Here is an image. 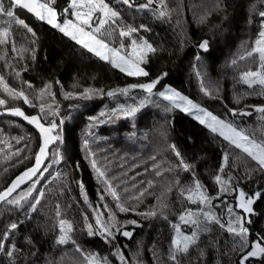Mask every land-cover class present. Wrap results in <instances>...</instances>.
<instances>
[{"label":"trees","instance_id":"16d2710c","mask_svg":"<svg viewBox=\"0 0 264 264\" xmlns=\"http://www.w3.org/2000/svg\"><path fill=\"white\" fill-rule=\"evenodd\" d=\"M108 1L120 16L115 30L108 27L111 35H105L104 39L113 46H120V27L140 29L131 38L123 39V43L127 45L132 39L143 38L157 49L148 54L147 62L142 65L149 73L148 77L127 76L25 9L17 8L16 14L33 29L35 37L21 25H0L10 28L7 42L0 44V77L9 88L24 91L36 104V107H30L22 98L10 96L0 85V99L6 101L0 109L20 108L27 115H39L37 97L48 85L52 95L45 99L58 107L57 114L47 119L56 122L60 137L49 149L44 164L48 166V172L44 173L46 179L39 175L33 179L39 182L38 191H33L32 196L39 197L40 191L44 193L36 209L30 207L35 202L32 197L20 206L0 205V238L12 223L18 225L8 240L9 247L15 244L19 249L15 264H87L76 252L77 245L84 253L106 257L109 264H120L114 255L116 248L125 254L128 264H137V261L139 264H159V261L172 264L167 260L174 235L172 223L179 222L178 217L186 208L199 207L189 204L180 190L196 179L209 196L220 195V200L212 201L220 207H212L211 211L225 223L229 215L222 201L234 205L240 190L253 195V213L246 217L251 223L245 226L249 228L250 240L257 234H264V173L248 169V164L252 169L256 165L246 153L158 95L165 86H170L221 120L244 130L250 137L264 139V115L253 107L264 106V87L257 84L249 88L241 80L243 72L249 68L255 70L257 65L251 58L240 59L257 39L261 19L258 13L264 11V0H165L169 10L166 18H160L154 12L156 4L140 10L129 8L122 0ZM69 2L56 0L58 11L62 12ZM138 2L146 4L147 0ZM141 25L149 30L141 29ZM204 40L209 42L207 51L198 48ZM22 49L27 51L22 52L23 59H20ZM197 71L202 76H198ZM158 77L162 79L151 94L139 88L131 89L127 95L119 92L130 84L148 83ZM202 79L205 84L212 85L210 91L214 90V95H204ZM25 81L30 82L31 87ZM85 89L99 91L85 99L81 95ZM109 91L116 94L108 96ZM69 93L72 95H66ZM130 107L139 110L133 116H112L115 110ZM229 109L251 114L233 116ZM97 120L103 122L95 123ZM40 143L37 131L22 120L0 117V191L32 166ZM173 145L191 165L190 171L185 172L179 167L180 159L172 151ZM17 149L21 150L20 154L14 155ZM225 153L228 154L227 161ZM55 159H59V163H53ZM93 159L108 179L113 180L121 202L134 211L119 212L116 202L92 169ZM157 170L161 175H156ZM248 172L251 174H246ZM218 174L228 183L227 193L219 192L220 186L215 181ZM229 175L233 177L230 183ZM148 181L153 182L149 194L140 200H132L148 188ZM30 187L31 181L13 196L18 198ZM233 187L236 192L231 191ZM257 192L262 195L256 197ZM102 193L103 202L100 199ZM161 193L166 196L164 215L138 214L159 208L157 197ZM104 204L115 213L118 224L124 225L128 220L137 222L139 227L125 226L133 232L131 238L117 233L116 239L106 243L100 235H89L87 225L96 226L94 210L98 209L107 220ZM57 205L60 218L73 225L71 239L63 245L57 244L60 235ZM234 214L245 215L239 209H234ZM184 232L190 234L191 228L185 226ZM238 247L225 229L212 223L208 231L200 235L197 245L190 247L180 260L182 264H238L239 252L234 250ZM0 264H12V261L0 253Z\"/></svg>","mask_w":264,"mask_h":264},{"label":"snow or ice","instance_id":"6c2138e0","mask_svg":"<svg viewBox=\"0 0 264 264\" xmlns=\"http://www.w3.org/2000/svg\"><path fill=\"white\" fill-rule=\"evenodd\" d=\"M122 3L129 8L138 7L140 10L149 9L154 4L157 5L154 12L158 13L160 18H166L169 15V10L167 8L165 0H147L146 4L135 5L134 0H122ZM22 8L27 10L29 13L33 14L38 20L45 22L50 25L53 29H57L63 35L69 37L81 48L86 49L88 52L93 53L96 57L101 60L107 61L113 65V67L119 68V70L130 77H148L149 73L141 65L147 62V57L149 53H154L157 49L153 47L146 39L141 38L139 41L132 39L131 51L128 52L123 43V39L131 38L134 33L138 32L140 29L134 27H120L119 36L121 38L120 47H112L104 39L105 35H111L108 32V27H112L113 30L117 27V20L119 19L120 13L115 11L109 6L105 0H70L68 6L63 9V11H58L56 6V0H0V25H11L17 24L21 25L27 29V32L31 33L35 37V32L31 27H29L23 19H20L16 14V9ZM99 14V15H98ZM260 19V30L257 33V39L251 46V50L246 52V55L240 57L241 60H247L251 58L257 67L255 70L249 68L241 75V80L248 85L249 88L259 84L264 87V11H259ZM203 19V17L201 18ZM107 26V27H106ZM141 29L148 31L149 29L145 25L140 26ZM10 35L9 27H0V44L7 42V38ZM35 41L33 40V43ZM209 42L204 40L199 43L198 48L207 51ZM15 51V48L13 49ZM27 51V49L21 50L20 59H23L22 52ZM124 52L125 54H121ZM33 59L35 58V50L32 51ZM196 59L199 61L200 56L197 55ZM236 61L233 60V64ZM16 75L19 76L20 73L17 71ZM198 76H202V73L197 71ZM162 77L153 79L148 83H136L130 84L126 88L119 89V92L127 95L131 89H143L147 93L151 94L153 89L160 83ZM29 87H31L30 82L25 81ZM0 85L3 86L4 90L14 98H22L24 103L30 107H36V104L25 94L24 91H16L9 88V86L4 82L3 77H0ZM48 85H45V89L41 91L37 99L39 100L40 114L36 116H26L21 111L20 108L11 109V114L15 116H21L29 123L34 124V126L39 130L42 137V144L39 152L36 154L35 165L32 168L27 169L20 176L16 177L15 180L3 191H0V202L6 203L12 206H20L22 202L26 201L29 197L35 201L30 205L32 210H35L37 205L40 203V197L44 195L43 191H40L39 197L32 196L33 191H38L37 183L39 181L33 180L32 178L39 175L42 178L44 173L48 172V166H44V158L46 156V150L50 144L58 140V125L54 120H48V117H54L57 112L56 108L50 104L45 96H51ZM212 89L211 84H205L202 79L201 91L206 96L214 95L215 91H210ZM99 90L85 89L82 93V97L85 99L91 98L92 95L97 94ZM99 94L103 95L100 91ZM116 93L114 91H109L108 96H114ZM71 96L72 94H66ZM160 96L165 99L172 101L175 107L181 109V111L192 113L193 110L197 113V119H199L201 124L207 123L213 132L219 131L220 135L226 140L230 141L235 148L240 149L243 153L247 154V157L251 161L255 162L256 168L252 169L251 164L247 165V168L251 171H260L264 173V139L257 140L255 136L246 134L244 130L234 127L231 123H225L223 120L218 119L216 116L212 115L210 112L203 108H200L197 104L193 103L191 99L180 95L178 92H172L170 95H166L165 92L159 93ZM54 99V97H53ZM5 100L0 99V105H4ZM143 107V104H141ZM255 111L264 115V106H253ZM139 109L136 107L130 108H120L112 113V116L123 115V116H133ZM233 116L236 115H250L244 110L239 112L236 109H229ZM103 115V114H102ZM43 121V122H42ZM103 121H95V123H102ZM88 142L85 141V147L87 148ZM172 151L175 152L176 156L180 159L179 167L183 168L185 172L191 170V165L186 163L181 156V154L176 151L175 146H171ZM19 149L14 155L20 154ZM89 155H94L89 153ZM225 161L228 159V154L225 153ZM53 163H59V159L53 160ZM91 166L94 172L97 174V178L101 180L104 185L105 191L110 194L113 200L116 202V208L119 212L134 211V208L121 202V197L118 194L117 187L114 186L113 180L108 179L105 171L97 164L96 160L91 161ZM223 173V168L220 169ZM50 174V173H49ZM246 174H251L248 172ZM156 175H161V172L157 170ZM233 177L228 176L227 180L230 183ZM31 181V187L27 192H22L19 197H14L13 194L17 192V189L21 187L22 184ZM216 183L220 186V193H227L229 191L228 183L225 182L222 175L218 174L215 176ZM153 182L148 181V188L139 192V195L133 196L132 200H140L146 194H149L148 189L152 188ZM81 190L83 191V185L81 184ZM127 191V190H126ZM171 191V189H169ZM232 192H236V187L231 189ZM181 196H184L189 204L199 205L198 208H186L180 213L178 217V223H172V228L174 230V235L171 240V244L168 250L167 260L171 261L172 264H182L180 256L187 254L190 247L197 245L200 235L203 232L208 231V223L218 224L221 228L225 229L228 234H230L235 243H238L239 247L237 250L239 252L238 264H253V258H255V264H264V234H257L256 238L253 240L249 239L250 231L249 228L245 226L246 223H251L250 217L253 213L252 205L254 203L253 195L246 194L243 190H240L236 202L234 205L230 204L228 201H222L223 206L226 208L229 218L227 222L217 216L211 211L212 207H220V205H213V199L220 200V195L216 197H211L205 191L204 186L200 183L198 179L194 181L193 186L187 188H181ZM256 197H260L262 194L257 192L254 194ZM101 201L104 200V194L100 196ZM166 196L161 193L157 197L159 208L154 207L153 210L146 213H138L142 216L154 217L157 215H164L163 209L167 208V204L164 203ZM104 209L108 212L107 220L103 218V213L99 212L98 209L94 210L96 215V226L93 228L91 224H88L89 235H100L104 238L106 243H111L112 240L116 239L117 233L120 235L131 238L133 232L126 230V225L131 224L139 227L135 220H128L124 222V225H120L115 220V213L104 204ZM234 209L241 210L245 215L234 214ZM57 218L58 226L60 230V235L57 239V244H66L70 239V233L73 231V225L60 218L59 205H57ZM165 219L167 216L165 215ZM187 226L191 228V233L186 234L184 232V227ZM18 225L12 223L9 228L3 233V237L0 238V253L5 254L12 264L19 259L18 253L19 249L15 244L11 247L8 245V240L10 235L14 230H16ZM115 229V231H113ZM76 252H79L87 264H109L108 259L101 258L95 254L84 253L83 250L77 245ZM114 255L120 261V264H128V260L125 254L116 248ZM159 261V257L157 258ZM139 264V261H137ZM159 264H164L163 261H159Z\"/></svg>","mask_w":264,"mask_h":264},{"label":"water","instance_id":"95a60500","mask_svg":"<svg viewBox=\"0 0 264 264\" xmlns=\"http://www.w3.org/2000/svg\"><path fill=\"white\" fill-rule=\"evenodd\" d=\"M12 109H14V108H12ZM10 110H11V109H0V117H1V116H4V117H11V118L20 119V120H22L25 124H27V125H29L30 127L34 128V129L37 131V133L40 135V138H41L40 147H41V144H42V142H43V141H42V137H41V134H40L39 130L34 126V124L29 123L27 120H25V119H24L23 117H21V116H15V115H12ZM21 111H22V110H21ZM22 112L24 113V111H22ZM24 115L29 116V117H31V116H36V115H27L26 113H24ZM53 143H54V142H53ZM53 143L50 144V145L48 146L47 150H46V156H45V158H44V164H45L47 158L49 157V149H50V147L53 145ZM39 149H40V148H39ZM38 152H39V151H38ZM34 165H35V160H34V163L32 164V166L29 167V168H32ZM29 168H28V169H29ZM25 171H26V170H25ZM25 171H24V172H25ZM22 173H23V172H22ZM22 173H20V174H18L17 176H15V177H14V178L8 183V185L5 187V189H6L9 185H11V183L13 182V180H15L16 177L20 176ZM35 177H36V176H35ZM35 177H33L32 179H34ZM29 182H30V181H28V182L22 184L21 187H20L19 189H21L22 187L26 186ZM19 189H17V191H18ZM1 204H2V202H0V205H1Z\"/></svg>","mask_w":264,"mask_h":264},{"label":"rangeland","instance_id":"374dc122","mask_svg":"<svg viewBox=\"0 0 264 264\" xmlns=\"http://www.w3.org/2000/svg\"><path fill=\"white\" fill-rule=\"evenodd\" d=\"M105 2L106 3H109V1L108 0H105ZM134 2L136 3L135 5H141V4H144V3H140V2H138V0H134ZM131 42H132V40L127 44V45H125V48H126V50L128 51V52H130L131 51V48L130 47H128L129 45H131ZM110 46H112V47H117V48H119L120 46H113V45H111V44H109ZM122 55L123 54H125L124 52H122L121 53ZM142 66V65H141ZM143 67V66H142ZM161 92H165L166 93V95H170L172 92H178L180 95H182L178 90H176V89H174V88H172V87H170V86H165L164 88H163V90H161L160 92H158V95H159V93H161ZM160 96V95H159ZM183 96V95H182ZM162 97V96H161ZM164 98V97H163ZM165 99V98H164ZM167 100V99H166ZM169 101V100H168ZM170 103H172L173 104V102L172 101H169ZM194 103V102H193ZM196 104V103H195ZM174 105V104H173ZM198 105V104H197ZM199 106V105H198ZM200 108H202L201 106H199ZM204 109V108H203ZM207 111V110H206ZM212 114V113H211ZM191 115L192 116H194L195 118L197 117V113H196V111L195 110H193L192 111V113H191ZM212 115H214V114H212ZM214 116H216V115H214ZM217 117V116H216ZM218 118V117H217ZM218 119H220V118H218ZM199 120V119H198ZM221 120V119H220ZM225 122V121H224ZM225 123H227V122H225ZM205 125L208 127V128H210L209 126H208V124L207 123H205ZM211 129V128H210ZM217 133L218 134H220L219 133V131H217ZM194 185V183H192V182H190V183H188V184H185V185H183L182 186V188H187V187H189V186H193ZM212 223H208V225H207V228H209L210 227V225H211ZM186 234H188V233H186Z\"/></svg>","mask_w":264,"mask_h":264}]
</instances>
